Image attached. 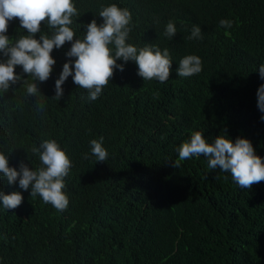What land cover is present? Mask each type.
Listing matches in <instances>:
<instances>
[{"label":"trees","instance_id":"1","mask_svg":"<svg viewBox=\"0 0 264 264\" xmlns=\"http://www.w3.org/2000/svg\"><path fill=\"white\" fill-rule=\"evenodd\" d=\"M79 15L70 26L82 39L102 7L131 12L129 44L167 48L172 64L166 82L143 80L134 61L92 101L69 76L57 101L55 81L71 42L54 48L50 77L35 81L29 97L23 79L0 91V152L19 171L21 162L41 167L31 149L55 139L71 161L64 178L68 206L45 204L31 189L0 173V191L19 192L15 209L0 203V264H264V181L240 188L229 172L212 170L203 155L179 162L176 149L201 131L208 143L226 132L251 142L264 160V120L257 89L264 80V0H72ZM232 21L231 28L219 21ZM169 20L176 34L163 35ZM201 39H187L193 26ZM46 22L40 35L51 36ZM18 19L9 39L26 35ZM110 47H112L110 45ZM196 55L202 71L177 75L180 60ZM6 59L0 53V61ZM71 66V65H70ZM38 102L43 111H38ZM103 137L108 153L96 162L90 141ZM87 155V158H85Z\"/></svg>","mask_w":264,"mask_h":264},{"label":"clouds","instance_id":"2","mask_svg":"<svg viewBox=\"0 0 264 264\" xmlns=\"http://www.w3.org/2000/svg\"><path fill=\"white\" fill-rule=\"evenodd\" d=\"M78 15L72 0H0V53L6 58L0 61V91L7 92L11 85L22 80L15 73V66H22L23 73L33 78V82L22 80L26 94L36 97L40 92L35 81L44 82L50 77L55 64L51 53L66 42H71L67 57L75 59L64 63L55 81L52 98L57 101L63 95L62 85L69 76L78 87L87 91L89 100H96L113 77L114 69L124 70L123 64H117V60L134 61L138 66L137 74L143 80L156 79L161 83L168 80L172 60L167 48L161 51L156 45L146 44L138 49L126 42L131 31V12L127 8L116 4L102 7L99 11L102 23L98 25L93 19L86 26L85 36L74 40L75 32L70 26L72 18ZM14 18L19 20L22 29L27 30L26 35L15 40L5 35L8 22ZM42 22L52 30L51 36L40 35L36 39L34 36L41 31ZM232 23L227 19L219 21L224 28H231ZM175 34V24L169 20L163 35L171 39ZM201 38V28L194 25L187 39ZM176 71L180 77L199 74L202 61L196 55H187L180 60ZM259 75L264 80V64L259 66ZM257 107L264 113V84L257 89ZM37 108L43 111L39 102ZM261 120H264V115ZM90 146L96 162H105L108 153L103 147V137L91 140ZM31 151L33 155L39 154L41 167L33 170L21 162L17 171L9 166L8 156L0 152V173L8 184L19 178L20 189L27 191L30 188V196L39 195L45 204L64 211L69 203L63 189L64 178L71 167L70 159L55 139H45ZM176 151L178 160L174 166L177 168L180 161L203 155L208 160L209 169L229 172L242 189H251L252 185L264 181V160L255 154L251 142L244 138H236L233 142L224 131L223 135L216 136L213 143H208L201 131H194ZM22 199L19 192L5 195L0 191V203L6 210L18 207Z\"/></svg>","mask_w":264,"mask_h":264}]
</instances>
